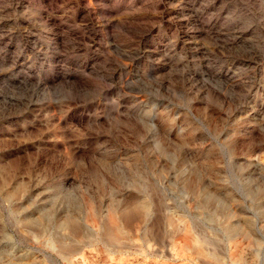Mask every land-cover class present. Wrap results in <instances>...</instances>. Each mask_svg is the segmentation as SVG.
Wrapping results in <instances>:
<instances>
[{"label": "rangeland", "instance_id": "obj_1", "mask_svg": "<svg viewBox=\"0 0 264 264\" xmlns=\"http://www.w3.org/2000/svg\"><path fill=\"white\" fill-rule=\"evenodd\" d=\"M130 261L264 264V0H0V264Z\"/></svg>", "mask_w": 264, "mask_h": 264}, {"label": "bare ground", "instance_id": "obj_2", "mask_svg": "<svg viewBox=\"0 0 264 264\" xmlns=\"http://www.w3.org/2000/svg\"><path fill=\"white\" fill-rule=\"evenodd\" d=\"M123 208V207H122ZM141 208V210H144V207H140ZM89 211V210H88ZM145 211V210H144ZM91 214V213H90ZM93 215V214H92ZM94 216V215H93ZM93 216H92V218H93ZM135 218V216L132 214V213H128V212H124V211H120V209H115V210H113L112 212H110V214L107 216V218H106V222H101L100 223V226L98 227V229L97 230H95V234H96V238H95V240L96 241H98V242H101V241H112V240H115L116 241V233L117 232H119L120 230H122V229H120L119 228V225H117V222H119V221H130L131 222V220H133L134 218ZM176 216V215H175ZM95 217H96V215H95ZM94 217V218H95ZM77 218V217H76ZM91 220V219H90ZM89 220V221H90ZM94 220V219H93ZM92 220V221H93ZM127 222V223H130V222ZM142 221V220H141ZM86 223V222H85ZM97 223V222H96ZM96 225L97 224H95V225H93V226H95L96 227ZM122 226V225H121ZM120 226V227H121ZM59 227H60V230H62V232L64 231V232H67V233H69L71 236H76L77 235V233H78V229H77V227H76V223H75V220H73L72 219V217H67L62 223H60L59 224ZM122 228V227H121ZM128 232V231H127ZM126 233V232H125ZM125 233H123V234H125ZM187 233V232H186ZM147 234V233H146ZM188 234V233H187ZM70 237V236H69ZM191 237V236H190ZM186 238V237H185ZM192 238V237H191ZM186 240V239H185ZM185 240H184V242H185ZM187 240H189V239H187ZM49 243H51L52 245H54L55 243H57L58 242V240H57V238H50L49 239V241H48ZM184 242H183V244H184ZM91 243V242H90ZM99 245V244H98ZM189 246V245H188ZM93 247H95V245L93 246ZM181 247V246H180ZM185 247H186V245H185ZM97 248H99V246H97ZM176 248V247H175ZM174 248V249H175ZM187 248V247H186ZM96 249V248H95ZM101 249V248H100ZM173 249V250H174ZM182 249H183V247H182ZM190 249V248H189ZM178 250H179V248H178ZM181 250V249H180ZM185 250V249H184ZM184 250H182V252H184ZM198 250V249H197ZM196 250V251H197ZM178 252V251H177ZM186 252V251H185ZM194 252H195V250H194ZM208 252V251H207ZM206 252V253H207ZM175 253V252H174ZM188 253V252H187ZM201 253V252H200ZM203 253H205V252H203ZM180 254V253H179ZM184 254V253H183ZM186 254V253H185ZM92 255V254H91ZM117 255V254H116ZM182 255V254H181ZM188 255V254H187ZM200 255V254H199ZM208 255V254H207ZM125 256V255H124ZM176 257L178 256V255H175ZM200 256H202V255H200ZM235 256V255H234ZM120 257V256H119ZM179 257H181V256H179ZM205 257V256H204ZM86 258H87V255H86ZM85 258V259H86ZM95 258V257H94ZM83 259H84V257H83ZM121 260L123 259V258H120ZM184 259V258H183ZM186 259V258H185ZM234 260V259H233ZM236 260V259H235ZM86 261H88V260H86ZM91 261V260H90ZM124 261H125V259H124ZM71 262V261H70ZM74 263H76V262H74ZM89 263H91V262H89ZM88 263V264H89ZM129 263V262H128ZM130 263H131V261H130ZM134 263V262H133ZM95 264V263H94ZM101 264V263H100ZM132 264V263H131ZM162 264V263H161Z\"/></svg>", "mask_w": 264, "mask_h": 264}]
</instances>
